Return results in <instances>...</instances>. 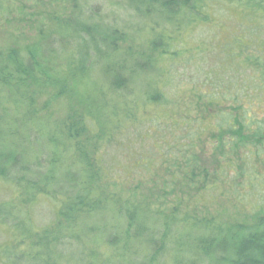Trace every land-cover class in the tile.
<instances>
[{
  "label": "trees",
  "instance_id": "16d2710c",
  "mask_svg": "<svg viewBox=\"0 0 264 264\" xmlns=\"http://www.w3.org/2000/svg\"><path fill=\"white\" fill-rule=\"evenodd\" d=\"M24 1L73 13L0 51V264H264V209L226 223L207 205L219 173L260 196L264 0ZM22 4L0 0V26Z\"/></svg>",
  "mask_w": 264,
  "mask_h": 264
},
{
  "label": "rangeland",
  "instance_id": "374dc122",
  "mask_svg": "<svg viewBox=\"0 0 264 264\" xmlns=\"http://www.w3.org/2000/svg\"><path fill=\"white\" fill-rule=\"evenodd\" d=\"M115 1L116 0H98L97 3L101 5V8L104 11L109 10V8L116 10L117 7L114 5ZM21 2H23L26 6L23 7V4L19 6V11L17 12V14L13 15L12 17H8L6 21L0 26V51H6L13 47L23 48L37 41L39 36V31H37L36 29L37 21H42L44 27L43 32L46 33L47 30H51L54 28L55 20L53 19L55 17L67 18L73 13L72 3L67 1L64 3L50 5L44 8L42 7L40 9H37L36 12L34 11V13L31 12L32 15L30 14L27 16V12L30 13L29 11L31 9V5L26 3L24 0H20V3ZM23 11H25V15H23ZM225 11H227V8H222V10H220V14H224ZM232 20H235L237 22L236 25L245 23V21L240 18L239 15H232L228 18L222 17L220 21L222 23L221 31L223 32V34H226L227 37H234V35H236L237 39L242 42L245 36L244 33H247V31L243 29L239 33L235 32L234 24H226V21L232 22ZM260 21L261 23H264L262 19H260ZM15 27H19L20 33L15 31ZM77 105V98H64L54 106V111L56 112L55 115L64 116L67 113V110H69L71 107H76ZM202 160L203 165H208L209 167L215 164V158L209 152L208 155L204 154L202 156ZM209 170L211 171V168H209ZM258 174L264 175V173ZM237 175L239 174L219 173L221 182L215 194V197L217 198L209 201L207 204L209 208V215L226 223L252 224L263 213L264 177L262 182H259L257 186L260 196H250L252 194H250V189L248 188L247 184L249 175L246 178L240 176L237 177ZM250 177H253V175L251 174ZM234 178H238V180H236V185L240 184L239 187H235L232 185ZM222 185L224 186L223 188ZM225 188H229L228 191L230 192V198L228 199H222L223 194H221V191H224ZM234 188H236V190ZM185 192H190L191 194V189L189 187H186ZM1 241L2 239H0V242Z\"/></svg>",
  "mask_w": 264,
  "mask_h": 264
}]
</instances>
